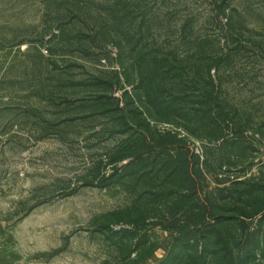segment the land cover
I'll return each mask as SVG.
<instances>
[{
	"label": "trees",
	"instance_id": "obj_1",
	"mask_svg": "<svg viewBox=\"0 0 264 264\" xmlns=\"http://www.w3.org/2000/svg\"><path fill=\"white\" fill-rule=\"evenodd\" d=\"M208 1L221 24L217 36L198 35L189 20L180 26L177 45L158 42L142 21L115 41L98 31L101 45L97 35L77 32L78 51L89 50L100 63L105 44L113 42L118 70L63 81L75 65L59 67V91L87 97L64 93L57 105L64 117L50 127L86 119L118 137L81 183L120 188L129 198L90 222L110 253L107 264H142L154 252L155 229L172 236L158 264H264V176L247 175L258 152L247 135L252 118L222 89L234 61L249 51L264 53V40L242 23L232 0ZM127 11L123 5L120 16L132 25ZM194 142L202 145L201 157L190 149ZM229 172H235L231 178ZM204 173L215 179L210 191L201 183Z\"/></svg>",
	"mask_w": 264,
	"mask_h": 264
},
{
	"label": "rangeland",
	"instance_id": "obj_2",
	"mask_svg": "<svg viewBox=\"0 0 264 264\" xmlns=\"http://www.w3.org/2000/svg\"><path fill=\"white\" fill-rule=\"evenodd\" d=\"M232 2L242 23L264 40V2ZM123 5L132 25L120 16ZM212 15L208 0H0V264H107L110 253L90 222L129 204L120 188L81 187L93 163L105 159L118 137H109L99 131L102 123L86 119L50 127L64 117L57 105L65 94L87 97L59 91L60 66L75 65L63 81L118 70L113 42L105 44L107 56L100 63L87 55L89 50L78 51L76 33L97 35L101 45L98 31L115 41L121 30L142 21L158 42L177 45L187 20L198 35H219L221 24ZM230 73L222 89L231 104L250 112L254 132L247 135L258 150L247 175L264 176V53L246 52ZM201 147L190 144L199 157ZM225 175L221 171L218 178ZM201 183L207 191L217 186L207 173ZM171 237L153 230L155 249L142 264H158Z\"/></svg>",
	"mask_w": 264,
	"mask_h": 264
}]
</instances>
